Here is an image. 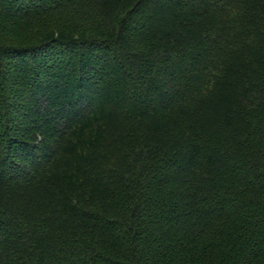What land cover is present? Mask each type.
Listing matches in <instances>:
<instances>
[{"label":"trees","instance_id":"obj_1","mask_svg":"<svg viewBox=\"0 0 264 264\" xmlns=\"http://www.w3.org/2000/svg\"><path fill=\"white\" fill-rule=\"evenodd\" d=\"M0 264H264V0H0Z\"/></svg>","mask_w":264,"mask_h":264}]
</instances>
